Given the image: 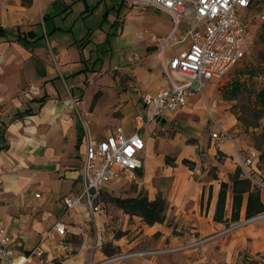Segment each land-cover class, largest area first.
Masks as SVG:
<instances>
[{
  "label": "crops",
  "instance_id": "0c3cea01",
  "mask_svg": "<svg viewBox=\"0 0 264 264\" xmlns=\"http://www.w3.org/2000/svg\"><path fill=\"white\" fill-rule=\"evenodd\" d=\"M100 9V20L91 23ZM0 25L8 29L0 36V124L9 144L0 149V226L16 254L41 244L38 264H264V218L231 227L247 216L250 196L231 179L237 166L264 210V139L257 142L264 114L255 123L241 121L223 78L157 118L147 138L139 128L145 146L129 179L139 184L136 191L109 198V182L123 177L111 179L101 185L94 219L82 206L64 214L63 196L82 187L85 150L71 95L78 109L90 111L97 136L118 125L134 131L138 103L144 108V93L168 84L165 61L185 46L160 52L137 37L146 28L170 31L169 12L132 0H0ZM186 26L181 22L176 32ZM105 75L114 87L110 96ZM30 83L37 94L26 92ZM25 109L31 112L16 116ZM135 195L160 198L163 218L148 222L112 199ZM58 219L65 235L43 239ZM180 245L187 246L159 250Z\"/></svg>",
  "mask_w": 264,
  "mask_h": 264
},
{
  "label": "built area",
  "instance_id": "2783aa9c",
  "mask_svg": "<svg viewBox=\"0 0 264 264\" xmlns=\"http://www.w3.org/2000/svg\"><path fill=\"white\" fill-rule=\"evenodd\" d=\"M132 1H142L169 12L173 22L167 33H157L146 28L137 33L138 38L147 37L160 52L175 45H185L184 49L175 52L165 61L164 74L168 84L154 93L148 91L143 95L146 124L166 113L180 110L190 97L204 95L205 87L212 79H221L235 61L249 52L253 35L250 23L253 20L264 21V0ZM241 8H249L250 11L243 16L240 14ZM181 22H186L187 26L178 33L176 29ZM26 92L35 95L38 86L28 84ZM75 100L76 97L71 95L70 101L81 126V140L85 148L80 166L82 187L76 194L63 196L64 214L70 213L76 206H82L84 216L94 219L102 207L99 199L101 185L111 179L124 177L131 180L135 177V169L141 165L138 152L145 146L138 130L145 122L141 120V125L135 123V130L131 133H126L118 125L110 133L99 137L91 129L90 111L78 109ZM137 118L142 119V116L137 115ZM212 135L216 136V133ZM34 195L39 196L40 192ZM260 218H264V210L246 216L231 227ZM65 233V223L58 219L45 230L43 239L52 238L56 234L63 236ZM185 246L159 250H174ZM143 252L139 250L134 253ZM43 255L41 244L27 253L16 254L11 235L0 226V264H38L37 260L43 261Z\"/></svg>",
  "mask_w": 264,
  "mask_h": 264
},
{
  "label": "rangeland",
  "instance_id": "374dc122",
  "mask_svg": "<svg viewBox=\"0 0 264 264\" xmlns=\"http://www.w3.org/2000/svg\"><path fill=\"white\" fill-rule=\"evenodd\" d=\"M249 11V8H241L240 14L245 16L249 13ZM101 13L102 10L100 9L97 15H92L90 22L93 23L95 20L99 21ZM250 28L253 35L249 52L244 57L235 61L227 74L222 78L224 82H227L228 84L233 81L239 83V87L241 89L238 91L236 102L234 103L235 107H237V110L239 111V119L246 123H255L257 122L258 114L261 113V108H263L258 95V90L264 86V22L253 20L250 23ZM108 77L109 76L105 75L101 78V82L105 84L104 89L106 90V94L110 96L114 94V87L109 86L110 78ZM67 85L70 91L71 87L69 84ZM27 86L25 87V90ZM219 88L221 89L222 87L220 86ZM217 93L219 92L217 91ZM207 102L208 104L210 103L208 98ZM138 108V115H141L142 119H138L136 117L135 119L137 120L135 123H139L141 120L142 122H145V125L139 130V132L144 138H147L146 133L149 131L153 122L146 124V110L145 108H142L140 102L138 103ZM262 136L264 137V132L261 133L260 138ZM109 186L111 192L108 193V197L113 196L116 193H119L120 195L124 193H132V191H136L138 189L139 184L134 181H129L123 177L120 180L110 181ZM141 188L145 191V189H143L144 187Z\"/></svg>",
  "mask_w": 264,
  "mask_h": 264
},
{
  "label": "trees",
  "instance_id": "16d2710c",
  "mask_svg": "<svg viewBox=\"0 0 264 264\" xmlns=\"http://www.w3.org/2000/svg\"><path fill=\"white\" fill-rule=\"evenodd\" d=\"M264 22V21H263ZM8 33V29L4 28L0 25V36H6ZM241 88L239 87V83L233 81L229 84L228 87V93L230 96H233L236 98L238 91ZM258 95L260 98V102L262 104L261 113L258 114V117L261 114H264V86H262L258 90ZM95 100V96L93 99V102ZM30 110H21L16 112V116H23L26 113H30ZM246 123V122H244ZM259 138V139H258ZM264 137L260 136L257 137V142L259 140L262 141ZM9 146L8 142L5 139V127L4 124H0V149L7 148ZM264 153V150H262V154ZM242 169L240 166H237V168L234 170L233 173H231V179L234 180L236 185H240L243 189H249L250 196H249V203H248V209H247V216L252 215L255 212H258L262 210L261 202L259 200V192L250 186V180L247 177L239 178V175L241 173ZM114 201H116L119 205L123 206V208L127 209L128 211H135L143 215V217L148 221L152 222L154 220H160L163 218L162 210H163V201L160 198H156L152 201L148 200L146 196L143 195H135V196H128V197H120L116 196L112 198ZM238 199V196L235 197V201ZM104 251L107 253L113 252L114 249H108L107 244L104 245Z\"/></svg>",
  "mask_w": 264,
  "mask_h": 264
}]
</instances>
